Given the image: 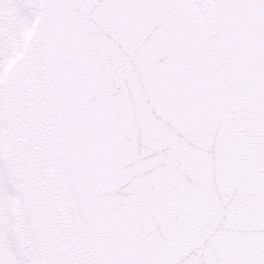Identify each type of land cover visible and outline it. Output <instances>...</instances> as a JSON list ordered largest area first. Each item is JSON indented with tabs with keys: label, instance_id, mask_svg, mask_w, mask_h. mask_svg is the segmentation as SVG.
Returning a JSON list of instances; mask_svg holds the SVG:
<instances>
[{
	"label": "snow or ice",
	"instance_id": "1",
	"mask_svg": "<svg viewBox=\"0 0 264 264\" xmlns=\"http://www.w3.org/2000/svg\"><path fill=\"white\" fill-rule=\"evenodd\" d=\"M0 264H264V0H0Z\"/></svg>",
	"mask_w": 264,
	"mask_h": 264
}]
</instances>
